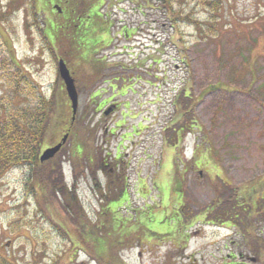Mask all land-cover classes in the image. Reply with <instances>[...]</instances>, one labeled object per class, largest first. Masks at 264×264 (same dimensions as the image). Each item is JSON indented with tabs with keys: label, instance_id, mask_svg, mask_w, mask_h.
Listing matches in <instances>:
<instances>
[{
	"label": "rangeland",
	"instance_id": "rangeland-1",
	"mask_svg": "<svg viewBox=\"0 0 264 264\" xmlns=\"http://www.w3.org/2000/svg\"><path fill=\"white\" fill-rule=\"evenodd\" d=\"M77 1L103 16L93 18L98 32L87 43L107 33L103 22L111 25L95 49L104 61L94 63L98 69L67 61L78 126L87 131L77 134L80 142L70 138L59 161L79 208L67 195L46 197L28 166L7 172L0 178V264H99L87 242L82 248L69 237L63 218L86 241L97 223L124 226L119 240L130 235L117 253L121 264H264V249L255 259L256 242L242 240L245 222L264 205V0H171L174 16L153 0ZM33 3L0 0V59L8 46L38 91L55 95L56 109L68 105L58 50L38 25L57 14L49 4L39 13ZM7 71L0 70V93ZM125 75L129 82H121ZM177 111L185 114L179 120ZM191 119L186 125L194 129L177 137L174 128ZM75 145L82 153L71 160ZM236 203L248 217L224 222Z\"/></svg>",
	"mask_w": 264,
	"mask_h": 264
},
{
	"label": "trees",
	"instance_id": "trees-1",
	"mask_svg": "<svg viewBox=\"0 0 264 264\" xmlns=\"http://www.w3.org/2000/svg\"><path fill=\"white\" fill-rule=\"evenodd\" d=\"M27 1L29 3H32L33 1V5L35 6L34 8H40L42 5H52V3H50L51 0ZM142 1L148 2L147 0ZM153 2L158 3L159 7L164 9L168 15L174 16V8L171 0H153ZM16 3L17 1L11 2V7H14ZM59 7L62 13L57 14V11L55 10L57 14L56 21H46L43 22V24L38 25L39 32L41 33L45 43L49 44L53 48L56 45L58 50V53L56 52L57 59L66 60L67 65L69 62L68 59L72 61L80 60V62H92L93 66L94 63L104 62L103 60L97 61V56H95L97 54V50L95 49H97L100 42L96 40L95 42L87 43L88 33H90L92 27L94 26L92 25V27H90L91 29L88 30V26L86 25V23H89L92 20L95 21L93 18L98 16L103 18V16L95 14L96 11H91L89 7H83L80 9V3L77 0H64L63 4ZM3 9L4 8H0L1 23L3 22L4 17ZM38 12L41 13V9H39ZM85 12L88 13V15L83 17ZM174 19H180V17L176 16ZM103 23L105 24V27L107 26L104 30L109 34L110 32L108 27H111V25L106 24L107 22ZM92 30V35L96 36L98 30L96 28H93ZM99 31L101 30L99 29ZM120 32L124 35L123 32L126 31L125 29H120ZM76 38L81 39V41L77 42ZM10 42L12 44V38L10 39ZM5 47V56L0 59V70L3 72L8 70V76L3 81L6 90L1 91L0 93V178L12 169L28 166L31 178L38 183V186L46 197H55L56 194L62 195L63 197L67 195L79 208L75 186L72 185L71 187H67L63 184V171L59 157L64 152V146L70 138H74L75 141L79 140L80 142L81 139L79 137L76 138L77 134L78 136L80 133L85 134L87 130L79 129L78 125L80 117L78 116V112L72 122V110L69 101H67L68 105L66 103L62 105L59 104V107L54 109L55 95L50 97V95L39 92L36 86H34L33 83L22 74L23 72L21 73V70L24 71L23 68H18L16 66L15 59L12 57L8 46ZM52 47L51 50L53 49ZM15 67H17L18 70L12 72L11 69ZM94 68L98 69L97 66H94ZM71 74L76 86L77 82L74 74ZM95 78L98 77L95 75L94 79ZM124 79L125 80L121 82H129L126 81L128 76L125 75ZM61 88L65 93L63 84ZM98 93H101V91H95L92 101L98 99L100 96L97 95ZM26 98H28V100H26ZM105 105H107L106 101L101 102L99 110H101V108ZM183 115H185L184 112L177 111L175 118L179 120ZM187 123L194 124L192 120L174 128V132H176L177 137L179 134L182 135L186 131L188 132L194 129V127L186 125ZM61 133H63L62 137L64 135H68L65 145H63L61 150L53 159L40 163L39 157L45 150L43 149L45 142L52 140V137L56 138ZM60 141L61 140H59V142ZM57 143L58 141L51 142V146ZM74 149L71 152V160L79 158L82 153L81 146L75 145ZM116 161L119 160L116 158ZM105 167L106 166L103 164L100 165L102 172L111 173L110 170H104ZM73 170L75 176V165H73ZM176 191H181L180 185L173 186L171 188L172 193ZM254 193L255 192L252 189L248 196L253 197ZM246 194H248V192H246ZM261 200L264 202V197H262ZM230 211L231 212L224 211L222 213L224 222H236V224H238L240 219L248 217L249 215L247 208L243 207L241 204L239 205V203L234 204L232 209L230 208ZM257 211L258 212L255 213V216L248 218V221L245 222V231L248 237L246 239H242L245 245H247L246 240L249 238L250 240H253V242H256L258 247L254 246V249L251 250L255 259L258 258L259 253L262 249H264V236L261 235L264 230H259L256 227L257 224H264V205L257 209ZM63 219L64 220H62V222L68 227L66 232L69 237L74 239V241L82 248L84 241L87 242V244L90 245V250H86V252L90 256L93 255L94 260H96L99 264H121L117 253L123 245L129 242L130 235L126 233V237L123 240H119L123 236L121 233L124 232V226L115 227L110 225V227H108L97 223L90 227L92 233H90L87 238L89 240L86 241L83 240V235L75 231L74 228L68 224V221L65 218ZM240 225L241 224H239V226ZM233 228L237 229L236 226H233ZM258 230L259 232H262L260 233V236L257 235ZM243 243L241 244L242 246L244 245Z\"/></svg>",
	"mask_w": 264,
	"mask_h": 264
},
{
	"label": "water",
	"instance_id": "water-1",
	"mask_svg": "<svg viewBox=\"0 0 264 264\" xmlns=\"http://www.w3.org/2000/svg\"><path fill=\"white\" fill-rule=\"evenodd\" d=\"M57 70H58L59 78L63 83L67 99L70 103V107L72 110V122H73L75 119V115L77 113V109H78V93L76 90L75 82L63 59L58 60ZM109 112H110V109L104 112V115L105 116L108 115ZM67 138H68V135H64L60 142L45 149L39 157V162L44 163L46 161L53 159L58 154V152L61 150L63 145H65Z\"/></svg>",
	"mask_w": 264,
	"mask_h": 264
},
{
	"label": "flooded vegetation",
	"instance_id": "flooded-vegetation-1",
	"mask_svg": "<svg viewBox=\"0 0 264 264\" xmlns=\"http://www.w3.org/2000/svg\"><path fill=\"white\" fill-rule=\"evenodd\" d=\"M63 1H64V0H51V1H50V3H52L53 9L56 10V11L58 10V11H57V14L62 13V11H61V9H60L59 6H61V4H63ZM86 25L88 26V30L91 29L90 27H92V25L94 26V27H92V29H93V28H96L95 25L92 23V21H90L89 23H86ZM92 29H91V31H90V33H89L90 36H92L91 33H93V30H92ZM96 29H97V28H96ZM97 30H98V29H97ZM101 35H102V37H100V38H96L98 42H100V41H101L102 39H104L105 36H106L105 32H103V31H102V34H101ZM88 36H89V35H88ZM112 108H114V106H113ZM112 108H111V109H112Z\"/></svg>",
	"mask_w": 264,
	"mask_h": 264
}]
</instances>
